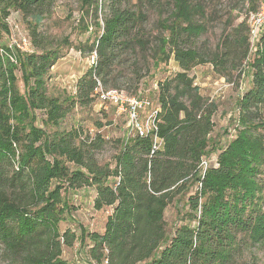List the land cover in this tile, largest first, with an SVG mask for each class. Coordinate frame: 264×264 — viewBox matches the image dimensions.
Segmentation results:
<instances>
[{
	"label": "trees",
	"instance_id": "16d2710c",
	"mask_svg": "<svg viewBox=\"0 0 264 264\" xmlns=\"http://www.w3.org/2000/svg\"><path fill=\"white\" fill-rule=\"evenodd\" d=\"M138 1L82 0L83 15L92 16L101 33L79 51L97 60L78 80L76 94L62 100L47 88L60 51L47 49L36 30L57 0H0V264H72L64 247L77 241L85 247L88 240L81 256L93 264H233L243 247L264 244V36L253 50L249 27L262 2L245 0L251 6L246 21L224 32L211 51L195 46L209 21L202 0H168L156 47L145 28L143 3L160 15L165 4ZM12 10L32 19L31 46L39 53L4 43L13 35L7 22ZM136 48L145 66L147 56L154 67L174 59L182 71L159 83L162 147L152 153L153 137L131 135L115 141L117 150L107 161L102 124L95 133L82 126L63 130L61 124L76 105L94 103L122 53ZM203 64L236 86L246 64L252 72V86L238 102L237 135L224 148L212 141L217 105L188 73ZM214 152L216 166L203 174L201 164ZM195 186L182 224L169 235L167 208ZM85 188L95 190L97 212L111 210L104 231L61 233L70 211L63 192Z\"/></svg>",
	"mask_w": 264,
	"mask_h": 264
},
{
	"label": "rangeland",
	"instance_id": "374dc122",
	"mask_svg": "<svg viewBox=\"0 0 264 264\" xmlns=\"http://www.w3.org/2000/svg\"><path fill=\"white\" fill-rule=\"evenodd\" d=\"M206 6L209 17L207 31L196 40V47H206L213 51L219 44L224 32L231 31L244 20L250 13L251 6L245 0H202ZM263 0H258L260 4ZM165 9L159 14L149 2H144L143 11L147 14L146 31L152 40V47L158 44V37L161 30L158 21L167 17L170 8L168 0H163ZM101 3V0H100ZM132 5L139 4L138 0H131ZM108 9L100 10L99 16L103 20ZM84 17V18H82ZM10 32L13 36H25L30 41L32 51L38 52L31 46L33 44L32 19L24 16L19 11L12 10L7 20ZM92 16H84L82 0H57L50 13L37 27V33L45 38L42 43L47 49L60 51L61 58L51 69L47 80L48 95L64 99L67 96H74L77 91L78 80L85 75L96 62V55H89L86 51H79L91 45L101 30H96L93 25ZM89 26V30L85 28ZM12 37L4 40L9 45ZM68 39V44L65 42ZM184 46H188L186 43ZM40 52V51H39ZM38 52V53H39ZM254 52L252 53V57ZM252 58L250 59V61ZM148 67L144 65L142 54L139 48L128 50L122 53V57L115 63L111 74L106 78V84L101 83L103 91L118 90L129 97H140L152 102L153 107L158 108L159 83L174 77L181 72V68L174 59L167 63H161L154 67L152 59L147 56ZM244 75L239 86L226 81L218 76L211 64H203L194 67L188 73L199 86L201 94L217 105V111L213 117L215 129L212 134V141L220 148L226 147L237 135L239 105L241 96L251 88L252 72L249 64L243 68ZM19 76L21 73L17 72ZM141 77V78H140ZM20 88L23 90L22 84ZM146 110L141 114L145 119ZM41 116V115H40ZM41 123L39 122V125ZM97 124H102L100 133L109 139V143L102 153L103 159H109L115 154L117 148L115 141L132 135L128 124V114H120L117 106L111 101H103L99 95L93 104L87 107L76 105L67 115L61 124V129L69 130L72 127L82 126L91 133L98 131ZM264 137V130H259ZM214 152L206 158L209 166H216L217 155ZM264 182V172L261 175ZM195 186L188 194L175 200L165 212L167 233L172 235L175 229L180 226L181 219L188 212V198L197 191ZM96 192L94 189L85 188L78 191L67 190L63 192V199L68 203L69 212L65 220L60 224V232L64 233L70 229L78 236L80 227L88 232L102 233L110 209L97 212L94 209L93 201ZM262 209L264 211V191ZM180 213V214H179ZM90 246L88 240L85 247L79 241L71 248L64 247V258L72 264L77 263L80 255H86V248ZM233 264H264V244L249 245L242 248L234 256Z\"/></svg>",
	"mask_w": 264,
	"mask_h": 264
},
{
	"label": "built area",
	"instance_id": "2783aa9c",
	"mask_svg": "<svg viewBox=\"0 0 264 264\" xmlns=\"http://www.w3.org/2000/svg\"><path fill=\"white\" fill-rule=\"evenodd\" d=\"M250 27V39L252 44V49L255 50L258 42L264 36V0L261 3L258 11L252 13L249 18ZM11 49L17 48L22 52H30V41L25 36L12 35L11 42L9 43ZM99 96L103 101L113 102L120 114H128V124L131 129L132 135H139L142 137H153L154 144L152 153L159 150L163 141L157 136L158 123H159V111L160 108H154L152 102L145 98L140 97H129L127 94L118 90L103 91L99 92ZM146 112L145 119H141V114ZM203 168V174L206 172L209 164L204 160L201 164ZM80 259H77V264H93L89 258H85L80 255ZM105 264H108L106 261Z\"/></svg>",
	"mask_w": 264,
	"mask_h": 264
},
{
	"label": "crops",
	"instance_id": "0c3cea01",
	"mask_svg": "<svg viewBox=\"0 0 264 264\" xmlns=\"http://www.w3.org/2000/svg\"><path fill=\"white\" fill-rule=\"evenodd\" d=\"M65 252V251H64Z\"/></svg>",
	"mask_w": 264,
	"mask_h": 264
}]
</instances>
